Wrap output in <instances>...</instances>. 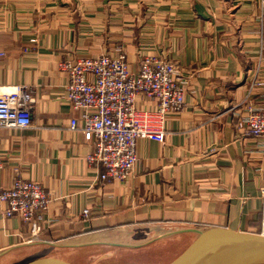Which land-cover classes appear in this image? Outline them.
Instances as JSON below:
<instances>
[{
    "label": "crops",
    "instance_id": "obj_1",
    "mask_svg": "<svg viewBox=\"0 0 264 264\" xmlns=\"http://www.w3.org/2000/svg\"><path fill=\"white\" fill-rule=\"evenodd\" d=\"M120 51L134 72L144 55L172 61L186 101L159 115L154 97L136 96L137 114L165 140L139 137L124 181L88 162L94 144L65 100L60 66ZM0 85L26 86L32 97L30 126H0L1 182L34 179L51 195L34 238L0 201V264L23 255L77 263L62 254L81 259L102 247L111 258L131 248L134 259L167 264L197 230L262 232L264 139L239 123L248 105L264 103V0H0Z\"/></svg>",
    "mask_w": 264,
    "mask_h": 264
},
{
    "label": "built area",
    "instance_id": "obj_2",
    "mask_svg": "<svg viewBox=\"0 0 264 264\" xmlns=\"http://www.w3.org/2000/svg\"><path fill=\"white\" fill-rule=\"evenodd\" d=\"M60 66L68 74L65 100L80 111L85 139L94 144L88 162L104 167L103 179L124 181L131 174L137 160L139 137L165 140L164 130L143 121L137 114L134 104L139 93L158 101L159 115L181 112L186 106L185 80L177 76L174 63L161 56L144 55L136 72L130 70L122 51L118 55L84 56L74 63L63 61ZM31 100V91L26 86L0 85V126H30ZM247 107L248 113L239 127L264 139V103ZM78 125L79 121L72 118L70 128ZM2 168L0 159V173ZM261 195L264 197V188ZM0 201L6 205L5 215L19 216L31 225V238L38 236L41 225L36 213L46 209L51 201L50 192L42 183L20 176L10 187H5L0 175ZM83 213L88 215L89 210Z\"/></svg>",
    "mask_w": 264,
    "mask_h": 264
},
{
    "label": "water",
    "instance_id": "obj_3",
    "mask_svg": "<svg viewBox=\"0 0 264 264\" xmlns=\"http://www.w3.org/2000/svg\"><path fill=\"white\" fill-rule=\"evenodd\" d=\"M197 237L167 264H264V225L261 233L225 227L197 230ZM29 264H77L42 257Z\"/></svg>",
    "mask_w": 264,
    "mask_h": 264
},
{
    "label": "rangeland",
    "instance_id": "obj_4",
    "mask_svg": "<svg viewBox=\"0 0 264 264\" xmlns=\"http://www.w3.org/2000/svg\"><path fill=\"white\" fill-rule=\"evenodd\" d=\"M103 249H98V248H87L86 254L81 255V259L79 258L80 256H75V255H70L69 254H62L63 256L67 255L71 259H77V264H157V261L152 260L148 261L145 259L140 258V255L136 256L135 259L133 256L129 255L128 251L131 248L125 249L120 251V253H127L124 255H119L120 257H115L111 258L110 256H105V253H109V248L107 247H102ZM105 248V249H104ZM105 256V257H104ZM76 257V258H75ZM84 257V258H82ZM40 258V257H39ZM60 258L61 257H56ZM33 260H27V255H23L21 258V261L17 264H29ZM160 264V263H159Z\"/></svg>",
    "mask_w": 264,
    "mask_h": 264
}]
</instances>
